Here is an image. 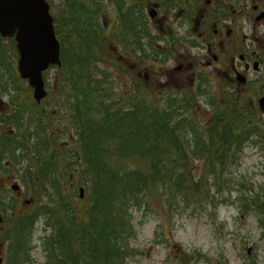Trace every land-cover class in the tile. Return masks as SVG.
<instances>
[{
  "label": "trees",
  "instance_id": "1",
  "mask_svg": "<svg viewBox=\"0 0 264 264\" xmlns=\"http://www.w3.org/2000/svg\"><path fill=\"white\" fill-rule=\"evenodd\" d=\"M106 1L50 0L61 65L43 73L48 94L39 104L17 74L14 39L0 37V98L8 105L0 115L3 264L34 262L39 223L43 264H127L140 252L130 245L135 212H156L155 200L168 213L172 206V215L214 207L226 183L230 195L236 192L231 201L239 213L256 216L264 241V182L243 181L231 172L245 146L257 145L264 154V131L253 109L225 90L224 101L236 106L221 110L210 100L204 133L191 114L200 108L206 80L199 77L195 89L180 91L176 99L164 89L159 105L140 82L130 86L140 100L131 93L125 99L117 92V77L105 71V63L119 71L124 53L138 68L164 63L167 37L151 36L145 6L154 1L178 10L180 4L190 21L199 0ZM105 12L118 29L113 17L105 24ZM158 41L162 47L156 49ZM136 67L127 72L138 79ZM14 180L19 193L8 185Z\"/></svg>",
  "mask_w": 264,
  "mask_h": 264
},
{
  "label": "rangeland",
  "instance_id": "2",
  "mask_svg": "<svg viewBox=\"0 0 264 264\" xmlns=\"http://www.w3.org/2000/svg\"><path fill=\"white\" fill-rule=\"evenodd\" d=\"M156 4L151 2L148 5L153 7ZM105 5H109L106 0ZM235 6V13L230 14L228 13V7L225 4L223 5V0H209V3L202 4L195 9L198 12V18L201 17V13L205 9L209 12V15L205 12L203 13L204 17H201V20L205 18L206 33H204L203 40L199 39V44L196 37L197 32L201 30V26L195 29V22L191 23L183 19L185 17L183 9L172 10L168 8L169 10L165 12L160 9L157 18L149 19L147 17L149 21L148 29L152 37L159 39L165 35L169 45L172 41L178 39L183 43L181 44L180 54L182 56H179L180 59L186 56L187 52L196 54L197 59H200V62L196 63L198 65L196 70L201 69L200 71H203L199 75L203 81L206 80L207 85L205 90L198 95L200 108L198 110L194 108L191 115L197 128L204 133L205 126L211 120L210 100L215 98L214 101L221 107V110H225V106H236L234 101H224V97L228 96V93L225 94V90L237 92V102L239 104L251 106L259 113L260 117L256 120L260 123L259 126L262 131H264V111H261L257 102L260 96H255V89L260 93L261 88L264 90V86L259 88L262 85L261 80H264V16L257 21L254 20L260 12L264 13V0H246L244 4H235ZM150 7L145 6V14ZM215 7H219L222 13L225 12L224 18L217 19V13H214ZM253 7L258 8L254 11ZM112 17H109L106 13L105 24H109L107 20ZM115 21L114 18L113 22L115 23ZM119 25V23L116 24L117 29ZM228 27L233 28L234 34L232 33V36L223 41L222 37L225 36ZM211 28L216 33L215 41L212 44H214L219 56V60L213 63V65H216V71H213V65L210 66L208 63L211 61V57L208 56L211 53L207 52V38L212 36ZM146 46L148 45L146 44ZM154 46L158 49L162 46V42L158 41ZM253 50L257 51L256 58L260 63L259 70L254 72L251 63L244 84L233 83L222 76L223 73H228L232 67H235L238 73H243L244 60L240 61L239 55L243 51L250 55L249 51ZM167 54L169 55L168 52ZM119 60L122 62V68L120 67L119 71L113 70L107 63H105V71L108 73L113 72L117 77V82L120 84L117 92L123 94L125 99L130 98L132 94L136 102L140 100L139 95L134 94L130 89L131 85H135L133 83L140 82L147 85L151 91V94L146 96L151 97V100H154L155 103L159 102L157 104L164 105L161 103L167 96L164 92L165 86L170 88L171 95L169 96L176 99L180 97V91H183L186 85H189V75L186 74L185 68L178 71L176 69L177 63L170 55L168 60H164V63L148 64L142 68L136 67L139 62L129 59L126 53L122 54ZM134 67L137 69L135 77H138V79L132 78L127 72ZM206 69H209V71ZM217 72L222 74L219 76ZM140 73L146 76L144 77ZM113 79H111V86H116V81ZM257 79L260 82H257ZM49 80H51V76ZM128 88L130 90L126 92ZM7 110V99L2 96L0 98V115L7 112ZM194 169L195 174L198 175L200 172L199 167L196 166ZM231 172L233 176L241 177L243 181L249 179L250 182L256 184L264 182V154L257 145L249 144L245 146L238 166L236 163ZM12 182L8 183L9 187ZM16 183L20 186V183ZM233 187L235 188V185ZM221 190L223 195L216 196L214 207L208 205L205 209H188L189 213L185 210L184 212L180 211L182 213L172 215V206L168 208L170 211L168 213L162 203L155 200L153 206L156 212H135L136 236L130 239V244L134 248H139L140 252L136 256L128 258L126 263L252 264V262H256L261 264L264 257V241L259 237L256 216L254 214L243 216L239 213L237 204L231 201L235 198L236 192L233 191L230 195L227 183L221 186ZM19 191L17 192L19 193ZM43 234L42 225L39 223L33 235V243L36 247L32 250L34 262L31 264L44 263V254L38 246L40 243L39 237ZM248 249H250V252L246 255L245 252ZM0 257L3 262L4 254L1 246Z\"/></svg>",
  "mask_w": 264,
  "mask_h": 264
},
{
  "label": "water",
  "instance_id": "3",
  "mask_svg": "<svg viewBox=\"0 0 264 264\" xmlns=\"http://www.w3.org/2000/svg\"><path fill=\"white\" fill-rule=\"evenodd\" d=\"M14 34L19 52L17 69L38 102L45 96L41 72L50 64L60 65L59 44L45 0H0V35Z\"/></svg>",
  "mask_w": 264,
  "mask_h": 264
},
{
  "label": "flooded vegetation",
  "instance_id": "4",
  "mask_svg": "<svg viewBox=\"0 0 264 264\" xmlns=\"http://www.w3.org/2000/svg\"><path fill=\"white\" fill-rule=\"evenodd\" d=\"M205 3H209V1H207L206 0V2ZM226 5V7H229V11H228V13H235V10H236V6H235V4L234 3H230V4H227L226 2H223V5ZM205 12H207V14L209 15V12L208 11H206V9H205V11H203L202 13H201V17L203 16V13H205ZM217 13V19L219 20L220 18L222 19V18H224V13H222L221 12V10H219V7H215V9H214V13ZM215 13V14H216ZM207 15V16H208ZM216 16V15H215ZM201 17H199L200 19H199V25L201 26V34H199L200 36H202L203 37V39H204V33H206V27H205V25L206 24H204L205 23V18H203V20H201L202 18ZM204 17V16H203ZM207 22H208V20H207ZM225 23V22H224ZM234 30H233V28L231 29V28H229L228 27V30H227V32H226V34H225V36L224 37H222V40L224 41L225 39H227V38H229L230 36H232L234 33ZM233 33V34H232ZM211 34H212V36H210V37H208L207 38V40L208 41H210V42H214L215 41V37H216V33L213 31V29L211 28ZM207 52H209V53H211V44L210 43H208L207 44ZM214 58V57H213ZM208 62V61H207ZM209 63V65H210V62H208ZM188 67H189V65H188ZM233 71H234V74L236 73V71H235V68H233ZM230 79L232 80V78L230 77Z\"/></svg>",
  "mask_w": 264,
  "mask_h": 264
}]
</instances>
